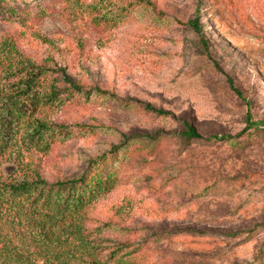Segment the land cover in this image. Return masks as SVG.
I'll return each instance as SVG.
<instances>
[{
    "label": "rangeland",
    "instance_id": "1",
    "mask_svg": "<svg viewBox=\"0 0 264 264\" xmlns=\"http://www.w3.org/2000/svg\"><path fill=\"white\" fill-rule=\"evenodd\" d=\"M6 1L14 13L0 36L18 61L89 95L40 105L34 121L67 133L43 147L21 130L0 155V180L74 177L120 145L124 161L84 218L49 220L24 201L20 217L0 210V238L36 264H93L78 236L90 229L105 246L149 240V264H264V135L244 130L247 110L264 122V0H151L128 14L118 0ZM196 14L208 50L189 24ZM185 123L220 138L184 145Z\"/></svg>",
    "mask_w": 264,
    "mask_h": 264
},
{
    "label": "trees",
    "instance_id": "2",
    "mask_svg": "<svg viewBox=\"0 0 264 264\" xmlns=\"http://www.w3.org/2000/svg\"><path fill=\"white\" fill-rule=\"evenodd\" d=\"M118 1L121 5L117 11L123 14H128L127 11L129 12L139 6L152 7L154 5L151 0ZM13 13L14 10L7 5V1L0 0V25L9 21ZM199 19V15L196 14L189 21V24L198 35L199 42L208 50L207 40L204 37ZM17 52L18 49L8 37L0 36V155L4 154L10 142L23 129L33 146H49L56 135L67 133V128L56 126L53 129L45 125L44 122L34 121L33 115L36 110L39 109L40 105L61 101L64 94L65 96L89 95V92L84 91L81 85L75 83L65 73L61 72L60 76L53 77L49 69L40 67L29 60L18 61L15 54ZM9 78H15L16 81L10 85L3 83ZM227 82L230 88L240 96L241 94L234 87L231 78L228 77ZM41 91H45V94L40 95ZM29 120L32 122L27 123ZM245 123L244 130H251L249 135L255 138L264 135V122H255L249 110L246 111ZM80 128L85 129V131L90 130L85 125H80ZM145 136L150 140L156 138V134ZM179 136L184 145L195 141H216L220 138L217 135L204 138L190 123L184 124ZM122 146H114L101 156L90 159L82 172L74 177L56 179L53 182L47 181L40 175L25 178L15 183L0 180V210L7 206L15 216L20 217V204L26 201L34 207L46 209L50 215L49 220L53 217L54 219L60 217L63 219L84 218L87 208L118 183L121 176L119 167L124 161V158L119 155ZM11 166L13 169L10 172L13 173L14 165ZM0 171L7 173L6 168H2V170L0 168ZM2 220L3 217H0V221ZM103 226H109V223H105ZM38 228L41 229L42 224ZM43 230L46 229L43 228ZM101 231L103 230H82L78 235L86 255L92 259L93 264H149V260L152 258L149 240H145L142 244H136L131 240L118 241L112 246H105L101 244L102 240L92 239L97 232ZM130 232L132 231L129 229L125 230L126 234ZM46 234H48L47 231ZM46 237L49 239V235ZM0 264H36V262L30 261L28 256L19 253L11 243L0 238Z\"/></svg>",
    "mask_w": 264,
    "mask_h": 264
}]
</instances>
